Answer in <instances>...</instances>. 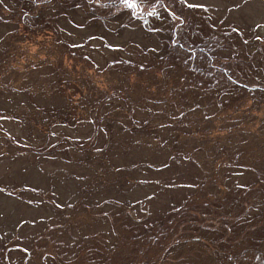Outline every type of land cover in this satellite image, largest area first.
Returning <instances> with one entry per match:
<instances>
[{
  "label": "rangeland",
  "instance_id": "rangeland-1",
  "mask_svg": "<svg viewBox=\"0 0 264 264\" xmlns=\"http://www.w3.org/2000/svg\"><path fill=\"white\" fill-rule=\"evenodd\" d=\"M72 1L60 17L71 0H39L38 17L0 0V37L14 33L0 43V264H264V89L239 87L264 85V0H160L184 21L159 6L157 33H131L162 55L183 22L181 41L213 49L200 67L219 69L200 76L204 97L163 79L152 51L100 71L99 30L76 24L103 11ZM245 42L253 62L234 66Z\"/></svg>",
  "mask_w": 264,
  "mask_h": 264
},
{
  "label": "trees",
  "instance_id": "trees-1",
  "mask_svg": "<svg viewBox=\"0 0 264 264\" xmlns=\"http://www.w3.org/2000/svg\"><path fill=\"white\" fill-rule=\"evenodd\" d=\"M22 1H24V8L26 7L25 5H27V4L32 5V8L30 6V10L27 12H29L33 16H38V17L40 16V14H39V13H41L40 9H42V8H40V6L44 1L42 3H40L39 0H22ZM48 1L49 0H46V3ZM98 1L99 2H97L96 0H88L89 4L94 2V5L101 8L103 11V15L100 18L93 20V22H92V20L88 19L87 22H85L84 24H76V25H82L85 27L88 26V27H92L96 30H99L98 32L93 33V40L96 39L99 42V44L97 46L94 45L93 49L89 50V52H93V53L98 52L102 55V59H104V65L102 66V68H100L101 69L100 71H104L106 69L116 67L118 65H124L125 63H127V60H128V59H125L126 56L137 55L140 58V60H142L141 59L142 55L146 53L150 57L149 51H152L153 56H161V58L158 59V64L161 65L160 67H162V69L164 70L163 72H165L163 79L164 78L168 79L174 75V74L168 75L167 72H170V73L172 71L178 72V73H180L178 75V77H179V79H182V80H179L181 85H177L176 86L177 89H180L181 91L186 92L187 90L189 91V89L192 88V89L199 91V93L196 97L207 96L206 94H208V92H207V90H205V88L208 87V85L201 81L200 76H202V75L203 76H214L215 71L218 68L216 66H214L212 68H208L212 72V74H210V75L207 74L205 72L206 65H205L204 70L199 65V63H205V62L199 61L201 59H197L193 55V52L191 49L194 46H191V45L189 46L186 43L176 42V44L173 43L172 45H170L171 49L169 48V46H167V49L164 50V53L162 55H160V53H158V51H159L158 46H156L154 44H148L147 40H139V38L136 35L131 34L136 30H144V29L141 27H137L136 24L130 23V19H129L130 8L127 6L128 0H115V2H113L112 0L111 1L98 0ZM33 5H34V7H33ZM151 6H153V5H151V3L148 4V8H150ZM77 7H78V4L72 0H71L69 5L64 3L62 8L60 9V17L68 15V12L65 10L73 11L75 13L78 12V10L76 9ZM155 7L157 8L156 10H155ZM162 7L165 9L168 8V6H166V7L162 6ZM153 8L155 11L153 12L152 15H150V17H148V21L150 19L152 21L162 22L163 21L162 17H164L161 14L162 10H159L158 5L157 6L154 5ZM122 11H124L125 13ZM171 11H172L174 16L180 15V13H178L177 11H175L172 8H171ZM196 11L200 12V13H206L205 9H203V8H202V12L198 8ZM33 12L35 14H33ZM108 14H110V15L107 16ZM135 14H137V13H135ZM214 16H219V13L217 12L216 9L214 12ZM209 17H210V15H209ZM209 17L207 19V22H210V21L212 22L213 16L211 18H209ZM177 20L184 21V18H179ZM98 22L100 23L99 26H98ZM191 24H192V22H191ZM62 29H63L62 30V32H63L64 26H62ZM66 29L71 30L72 35L75 32L74 30L68 29L67 27H66ZM82 29H84V28H82ZM25 30L26 29H24V31ZM107 30H109L110 33H113L114 37H116V38L126 37V35H127V38H134L132 41H129L130 46L132 47L131 50H128L127 45L123 44L122 42H114V41L110 40L109 38H106L107 36H105L103 33L107 32ZM194 30H197V29H194ZM128 32H129V34H128ZM12 34H14V33L8 34V32H7V34L0 37V43ZM146 34H147V32H146ZM138 41H140V43H141L140 46L142 47V49L139 48ZM104 43H106L107 46L104 45ZM115 43H118V44L115 45ZM245 43L247 44V46H245V48L243 50H241L240 53H237V57L233 56V58H232V61L234 60L237 63L234 66H238V64L243 63V65H241V67L244 68L247 65L246 68H248V66L253 62V59H252L253 55L249 54V53L255 52V50H248L247 48L252 47V44L251 43L248 44L247 42H245ZM113 45L116 47H114ZM108 46H110V47H108ZM135 47H137V49L134 50ZM199 48L207 50L208 48H210V46H207V48L197 47V50H200ZM81 50H86V49H84L81 45H78L74 48V51L77 53H79V51H81ZM244 55H248V56L244 57L243 59H240V56H244ZM85 56H88L89 58H91L94 65H96V66H97V64H98V66L100 65L97 60L95 61L93 59V57L91 56L90 53H85ZM191 61H194L196 63L192 64ZM214 64L215 63H211L212 66ZM137 65H139V64L137 63ZM180 66H182L183 69H181ZM260 74H262L261 77L264 76L263 72L262 73L260 72ZM163 79L161 80V82H164ZM243 80L244 81L241 82L239 87L242 91L248 92L247 94L251 93L253 96H255L257 94L254 93V91H252L253 88L264 89V85L262 86V85H257V84H251L247 81L248 79H246V78ZM185 83H187V84H185ZM185 85H187V87H185ZM26 91L27 90H24V88H19L17 90V92H14V93H16V95H18V93H21V96H24V93H27ZM31 95H33V93H31ZM216 95L217 96H215V97L217 99H218V97L221 98V96H219L218 94H216ZM147 100H149V99L147 98ZM22 103L24 105L26 104L25 101H23ZM160 103L163 104L165 102H160ZM159 113L160 114L163 113V114H161L163 116V118L160 121L164 122L165 125L168 124L169 126H173V127H174V123H175L176 118L182 117V114L174 115L171 112H167V111H160ZM159 122L157 124H159ZM168 129H171V128L169 127ZM96 130H97V128H95V133H96ZM174 131H177V130H174ZM95 139H96L95 136H93V137H90L89 140L88 139H86L85 141L82 140L81 141L82 144H80V145L83 148L84 147L92 148V144H93V141H95ZM93 149H96V147H93ZM107 182L109 184H112L111 182L107 181L106 179H102L101 181H99V185H104ZM118 182H119V184L122 183V181H120V180H118ZM127 184H128V182H127ZM112 186L114 187V186H121V185L112 184ZM134 186L137 187L136 184H134ZM122 193L124 194V192H122ZM96 197L100 198V199H104L105 196L104 195H102V196L96 195Z\"/></svg>",
  "mask_w": 264,
  "mask_h": 264
},
{
  "label": "flooded vegetation",
  "instance_id": "flooded-vegetation-1",
  "mask_svg": "<svg viewBox=\"0 0 264 264\" xmlns=\"http://www.w3.org/2000/svg\"><path fill=\"white\" fill-rule=\"evenodd\" d=\"M105 1H111V0H105ZM112 1L115 2V0H112ZM150 3L153 6L148 8V4H150ZM127 4H128L127 6L130 8V11H129V19H130V21L136 22V24L141 26L147 32V34L149 35L150 34V30L152 29L151 26H152L153 21L150 20V19L148 21V17H150V15H152L153 12L157 9L155 7V10H154V8H153L154 5L155 6L158 5V8H159V6H164V4L160 0H150V1H148V0H142V1L141 0H128ZM166 10L168 12H170L169 13L170 16L173 17L177 21V18L173 15L171 9L166 8ZM122 12H124V11H122ZM135 13H137V14H135ZM182 23L183 22H177L176 29H175V35H174V38H173V40L171 42V45L173 43L176 44V42L185 43V42L181 41L180 38L178 37L180 35V31H181V26L180 25ZM155 25H156L155 28H156V33H157V26H158L157 21L155 22ZM156 38H158V37H156ZM170 49H171V47H170ZM199 49H200L199 52L196 51L197 47H193L191 49L192 52H193L194 57L197 58V59H201L202 60V57L206 53H213V49L211 47L208 48L207 50H204V49H201V48H199Z\"/></svg>",
  "mask_w": 264,
  "mask_h": 264
}]
</instances>
